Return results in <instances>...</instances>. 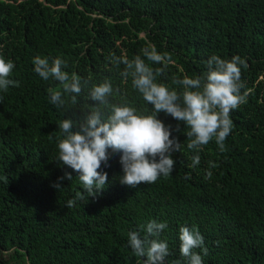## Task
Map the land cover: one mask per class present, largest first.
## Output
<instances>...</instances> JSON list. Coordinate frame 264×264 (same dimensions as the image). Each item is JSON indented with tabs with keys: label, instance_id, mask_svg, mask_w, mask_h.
I'll list each match as a JSON object with an SVG mask.
<instances>
[{
	"label": "trees",
	"instance_id": "16d2710c",
	"mask_svg": "<svg viewBox=\"0 0 264 264\" xmlns=\"http://www.w3.org/2000/svg\"><path fill=\"white\" fill-rule=\"evenodd\" d=\"M155 46L173 63L157 82L202 77L206 61L240 56L246 102L232 110V129L221 153L214 141L198 154L187 148L186 129L173 153L172 174L137 188L121 185L118 155L109 160L108 181L96 196L84 195L77 173L61 166L56 137L66 118L83 117L95 102L88 89L69 109L49 103L48 88L33 58L66 62L63 70L82 80L108 79L112 103L126 98L148 109L123 78L112 57L133 59ZM0 56L15 64L19 87L0 92V264H144L128 246V233L150 220L165 222L164 264H186L179 228L198 229L207 255L203 264H264V0H0ZM146 63H150L146 60ZM153 68L162 65L153 64ZM173 127L176 121L158 117ZM210 162L215 167H210ZM207 171L212 172L206 179ZM65 172L73 179L59 181ZM59 182L61 189L52 185ZM68 200L75 205L66 207Z\"/></svg>",
	"mask_w": 264,
	"mask_h": 264
},
{
	"label": "clouds",
	"instance_id": "9594fccd",
	"mask_svg": "<svg viewBox=\"0 0 264 264\" xmlns=\"http://www.w3.org/2000/svg\"><path fill=\"white\" fill-rule=\"evenodd\" d=\"M140 55L133 59L113 56L112 62L124 65L120 75L131 78L132 88L139 93L143 101L150 105L148 109H138L126 98L122 102L112 103L110 97L119 90L108 79L101 83L82 80L75 73L63 70L66 62L55 58L51 63L47 58H33L34 72L44 81L58 82L59 87L48 88L49 103L57 109H69L77 104V97L88 89V99L95 107L83 117L66 118L59 124L60 134L57 141V162L76 172L83 192H77V199L84 195L96 196L107 181V172L100 171L101 166L110 167L109 160L118 155L122 174L118 177L121 185L137 188L141 184H154L160 177H169L175 169L173 153L179 152L182 143L174 132L180 133L183 126L186 132L187 148L197 154L192 157L191 167L200 164L198 154L205 146L214 141L218 150L226 151L225 140L231 132L230 113L246 102V93L241 82V67L246 62L240 56L230 60L212 55L207 61V72L202 77L183 76L173 79L180 89L170 88L157 82V77L173 63L167 54H161L155 46L145 47ZM158 64L162 67L153 68ZM14 62L0 56V92L9 87H19V81L11 79ZM3 97L0 96V100ZM163 113L177 123L175 127L166 125L159 119ZM210 167L215 164L210 162ZM212 176L207 171L206 179ZM72 180V174L65 172L59 181ZM60 190L59 182L52 185ZM75 205L68 200L67 208ZM167 227L165 222L150 220L140 226V232L128 233V246L138 257H146L144 264H164L169 255L167 242L160 239ZM179 252L186 264H203L202 256L196 251L201 249L207 255L204 238L198 229L181 226L179 228ZM179 264V261H177Z\"/></svg>",
	"mask_w": 264,
	"mask_h": 264
}]
</instances>
